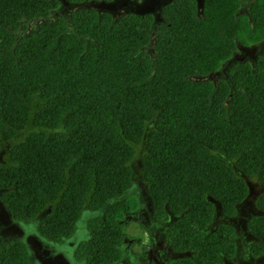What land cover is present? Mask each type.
Segmentation results:
<instances>
[{"label": "trees", "instance_id": "1", "mask_svg": "<svg viewBox=\"0 0 264 264\" xmlns=\"http://www.w3.org/2000/svg\"><path fill=\"white\" fill-rule=\"evenodd\" d=\"M60 5L0 0V203L10 219L35 221L41 239L60 244L85 209L102 210L70 260L120 264L131 240L122 222L138 208L126 192L138 176L154 219L175 217L165 238L176 256L162 264L232 259L234 228L211 224L217 209L233 217L247 197L241 174L264 183V59L232 65L229 83L207 78L238 46L264 41V0H171L153 33L151 12L52 17ZM253 206L245 227L257 259L264 190ZM0 264L36 263L13 239L0 241Z\"/></svg>", "mask_w": 264, "mask_h": 264}, {"label": "rangeland", "instance_id": "2", "mask_svg": "<svg viewBox=\"0 0 264 264\" xmlns=\"http://www.w3.org/2000/svg\"><path fill=\"white\" fill-rule=\"evenodd\" d=\"M171 0H112L110 2L98 3H82L70 4L65 0H61V5L52 17L65 16L78 8H92L98 12H109L112 17L116 18L123 13H153L155 21L152 28L154 32L155 26L162 21L160 17L161 8L170 3ZM198 8H200L201 0H196ZM248 2H244L240 12H245ZM264 59V41L250 45L238 46L237 51L233 53L231 58L217 73L209 78L214 83L220 79H224L229 83L228 72L230 67L241 62H248L252 67H256L259 60ZM6 143L0 150V162L5 159ZM142 148H137V153L132 161V167L135 174L138 173L140 167V157ZM244 178L249 192L247 197L237 205V213L233 217L223 216L217 209L214 215L212 226L219 223H226L234 228V239L236 242L235 256L225 261L224 264H264V255L254 259L249 257L248 249L254 238L247 232L245 223L248 217L259 212L253 206V199L264 190V183L256 182L253 178L240 175ZM126 194L136 196L138 208L135 212L129 213L123 220L124 228L128 235L131 236L129 244L125 247V254L120 259V264H162L164 261L175 257L168 243H166L165 231L167 226L175 219L174 216H168L162 221H156L152 215L151 205L146 194L144 184L138 179L133 181L132 187ZM48 210V209H47ZM98 212L83 211L80 219L75 223L76 231L74 234L63 240L60 244H53L41 239L35 231V221L27 223H18L10 219L5 208L0 203V241H11L19 239L23 241L29 252V260L36 264H82L81 262L72 261L73 250L78 241L87 237L85 230L86 222ZM132 237H138L141 245L148 246L151 242H155L156 246L151 249H143L139 244L133 243ZM72 259V260H70Z\"/></svg>", "mask_w": 264, "mask_h": 264}]
</instances>
